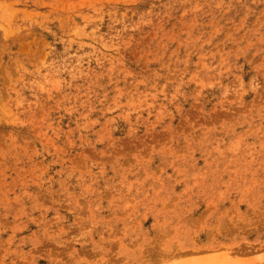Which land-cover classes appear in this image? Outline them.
<instances>
[{
  "label": "rangeland",
  "instance_id": "rangeland-1",
  "mask_svg": "<svg viewBox=\"0 0 264 264\" xmlns=\"http://www.w3.org/2000/svg\"><path fill=\"white\" fill-rule=\"evenodd\" d=\"M199 262L264 264V0H0V264Z\"/></svg>",
  "mask_w": 264,
  "mask_h": 264
},
{
  "label": "bare ground",
  "instance_id": "bare-ground-1",
  "mask_svg": "<svg viewBox=\"0 0 264 264\" xmlns=\"http://www.w3.org/2000/svg\"><path fill=\"white\" fill-rule=\"evenodd\" d=\"M219 258H220V257H219ZM223 258H224V257H223ZM226 258H228V257H226ZM216 259H217V258H216ZM220 259H221V258H220ZM211 261H212V260H211ZM201 263H202V262H201ZM207 263H208V262H207ZM207 263H206V264H207ZM209 263H210V262H209ZM209 263H208V264H209ZM184 264H185V263H184ZM199 264H200V262H199ZM204 264H205V263H204ZM213 264H214V262H213ZM219 264H220V263H219ZM226 264H227V263H226Z\"/></svg>",
  "mask_w": 264,
  "mask_h": 264
}]
</instances>
